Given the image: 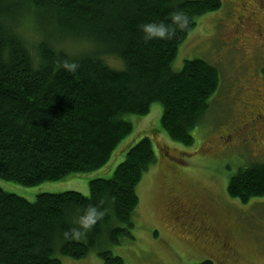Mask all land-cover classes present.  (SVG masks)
I'll list each match as a JSON object with an SVG mask.
<instances>
[{"label":"trees","instance_id":"1","mask_svg":"<svg viewBox=\"0 0 264 264\" xmlns=\"http://www.w3.org/2000/svg\"><path fill=\"white\" fill-rule=\"evenodd\" d=\"M221 5L0 0V177L35 186L97 170L133 132L125 117L147 115L154 103L163 107L167 135L192 145V131L219 88V71L200 58L186 60L180 71L171 63L197 18ZM145 24L167 26L169 37L145 39ZM156 161L144 137L112 178L89 182V196L42 192L30 201L0 186V264H63L59 255L79 259L101 238L117 242L129 233L119 224L133 226L136 187ZM227 189L243 202L263 197L264 161L239 170ZM99 255L104 264L123 263L109 250Z\"/></svg>","mask_w":264,"mask_h":264},{"label":"rangeland","instance_id":"2","mask_svg":"<svg viewBox=\"0 0 264 264\" xmlns=\"http://www.w3.org/2000/svg\"><path fill=\"white\" fill-rule=\"evenodd\" d=\"M221 3L219 9L197 18L171 63L173 71H180L186 60L200 58L219 71V88L192 131V145L167 135L161 125L163 107L154 103L147 115L125 117L133 124V132L97 170L35 186L0 177L5 191L30 201L42 192L77 191L89 196L92 179L112 178L129 148L144 137L151 139L157 161L136 187L139 204L131 217L133 226L119 224L129 233L118 235L117 242L101 238L83 258L59 255L63 264H104L99 255L102 250L120 256L122 264H196L207 259L214 264H264V196L243 202L227 189L239 170L250 162L264 161V155L256 157L253 148L241 146L248 129L264 124V0ZM256 113L263 117L249 122L256 119ZM182 205L193 206V220H185L173 210ZM209 226L217 233H210ZM202 228L208 229L204 236ZM223 237L232 251L217 257Z\"/></svg>","mask_w":264,"mask_h":264},{"label":"flooded vegetation","instance_id":"3","mask_svg":"<svg viewBox=\"0 0 264 264\" xmlns=\"http://www.w3.org/2000/svg\"><path fill=\"white\" fill-rule=\"evenodd\" d=\"M256 116V119H254V117L249 121L251 123L253 122H256L257 119L259 118H262L263 115L262 114H258L256 113L255 114ZM245 118H251L250 116H246ZM254 119V121H253ZM260 125V127H258ZM259 125H256V126H252L251 130L248 129L247 133L244 135V137H246L243 140H241V146L244 145L243 147H251L253 148L256 152L255 153V156L256 157H260V156H263L264 155V131H257V129H263L264 130V124H259ZM258 127V128H257ZM248 134V136H247ZM195 205V204H193ZM173 210H175L183 219L185 220H188V219H192L193 220V217H190L191 216V212L193 209V206H192V209L189 208V207H185V206H173ZM177 214L176 218L178 220H181L180 216ZM214 228L210 227L209 226V232L210 233H213V235L215 233H217L216 230H213ZM208 229L207 228H202L200 230V234L202 233V236H204V232H207ZM198 235V234H196ZM217 236V239H218V234L216 235ZM219 240V239H218ZM223 243H221V248L219 250V255L217 257H222L221 255H230V252L232 251L231 249V245L229 244L228 242V239L224 241V237H223ZM213 257V256H212ZM207 260H210V259H207Z\"/></svg>","mask_w":264,"mask_h":264},{"label":"clouds","instance_id":"4","mask_svg":"<svg viewBox=\"0 0 264 264\" xmlns=\"http://www.w3.org/2000/svg\"><path fill=\"white\" fill-rule=\"evenodd\" d=\"M179 15L174 16L173 20H179ZM142 30L145 33V39H166L169 37V31L167 26L163 24H145L142 26ZM68 71L74 72L75 66H71L68 68Z\"/></svg>","mask_w":264,"mask_h":264},{"label":"crops","instance_id":"5","mask_svg":"<svg viewBox=\"0 0 264 264\" xmlns=\"http://www.w3.org/2000/svg\"><path fill=\"white\" fill-rule=\"evenodd\" d=\"M85 193V191H83ZM87 192V191H86Z\"/></svg>","mask_w":264,"mask_h":264}]
</instances>
